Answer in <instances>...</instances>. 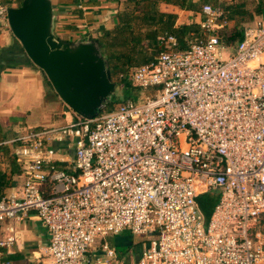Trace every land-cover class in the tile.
<instances>
[{
	"label": "built area",
	"instance_id": "built-area-1",
	"mask_svg": "<svg viewBox=\"0 0 264 264\" xmlns=\"http://www.w3.org/2000/svg\"><path fill=\"white\" fill-rule=\"evenodd\" d=\"M9 7L0 0L2 27ZM201 10L187 49L164 36L155 59L119 74L142 95L95 117L68 106L70 121L10 140L24 183L0 198V226L35 211L52 264H86L94 249L119 264L107 238L125 230L144 238L136 264H264V12L229 53L223 9Z\"/></svg>",
	"mask_w": 264,
	"mask_h": 264
},
{
	"label": "crops",
	"instance_id": "crops-1",
	"mask_svg": "<svg viewBox=\"0 0 264 264\" xmlns=\"http://www.w3.org/2000/svg\"><path fill=\"white\" fill-rule=\"evenodd\" d=\"M51 1L55 12V34L62 39L78 41L86 40L89 37L98 39L105 30L115 29L121 21L119 17L121 13L128 12V14L133 15L135 12L146 15L154 8L175 14L176 27L192 24L202 33L200 23L203 19L201 10L203 3L207 2L224 8L225 5L237 1L253 10V6L259 0H187L186 4L188 6L192 4V7H181L175 2L166 0H158L157 2L155 0ZM11 2L7 5L19 6V0H11ZM253 20L232 17L227 21L224 29L234 30L237 22H239V27H242L241 34H243L245 26ZM195 31L192 30L189 34H194ZM1 34L0 144L6 143L10 151L14 152L16 146L10 142L13 131H21L23 128L27 130L34 126L44 125V123L28 125L29 122L36 119L48 120L45 124H51L55 121L65 123L73 118V113L54 88L45 84V74L30 61L20 42L8 35V26L3 27ZM162 37L164 35L160 37V46L162 45L163 49ZM235 46L229 47L228 52L232 53ZM0 169H9V164L4 160L1 150ZM10 179L14 184L6 187L3 195L19 192L23 186V175L10 174ZM11 235H14L16 240L11 245L0 249V264H52V258L48 251L50 232L37 217L35 211L28 212L22 219L7 218L4 220L0 226V236L5 238ZM141 238L138 241L134 237L124 236L122 232L108 236L110 245L116 249L120 259L119 264H132L133 260L138 261L144 241V238ZM100 254L99 249L90 251L88 254L90 259L86 264H104V261H98Z\"/></svg>",
	"mask_w": 264,
	"mask_h": 264
},
{
	"label": "water",
	"instance_id": "water-1",
	"mask_svg": "<svg viewBox=\"0 0 264 264\" xmlns=\"http://www.w3.org/2000/svg\"><path fill=\"white\" fill-rule=\"evenodd\" d=\"M51 0H22L8 9L9 26L30 61L40 68L59 97L85 117H95L117 83L99 40L71 41L54 32Z\"/></svg>",
	"mask_w": 264,
	"mask_h": 264
},
{
	"label": "trees",
	"instance_id": "trees-1",
	"mask_svg": "<svg viewBox=\"0 0 264 264\" xmlns=\"http://www.w3.org/2000/svg\"><path fill=\"white\" fill-rule=\"evenodd\" d=\"M1 1L4 4L12 3L11 0ZM155 1L157 2L158 0ZM166 1H172V3L175 2L181 7H192V4L189 6L186 4L187 0ZM21 2L22 0H19V5ZM221 8L224 11L223 17L227 21L232 17H243V19L253 20L257 14L264 12V0H259L258 3L253 6V10H250V8L243 6L237 1ZM119 17L121 21L115 29L105 30L98 37L102 54L108 59L112 79L119 85L123 84L119 79V74L121 72H129L157 57L162 50V45L160 46L161 36L168 34L175 36L178 42L177 49H187L190 46L191 41L202 36V33L198 31V28L192 24L176 27V15L162 12L159 8L152 9V11L146 13V15L136 14L135 12L133 15H130L127 12L125 14L121 13ZM239 26L240 23L237 22V26L234 30L228 31L227 29H224L225 25L220 28V39L227 47L235 46L242 38V27ZM2 29L3 27L0 26V38L2 35ZM192 30H196L195 33L189 34ZM45 84L49 87H53L46 77ZM124 86L127 97H133L137 92V88H133L129 84H124ZM119 102L121 101H106L104 108L99 114L114 110ZM13 144L16 146V143ZM0 150L4 160L9 164L8 170L0 169L1 198L4 194L5 188L14 184L10 179V174L22 175L24 167L21 159L15 153V150L14 152H11L6 143L0 144ZM210 200L211 199L207 197V192L198 197L199 204L205 214L206 220L210 218L215 207V204L210 202Z\"/></svg>",
	"mask_w": 264,
	"mask_h": 264
},
{
	"label": "rangeland",
	"instance_id": "rangeland-1",
	"mask_svg": "<svg viewBox=\"0 0 264 264\" xmlns=\"http://www.w3.org/2000/svg\"><path fill=\"white\" fill-rule=\"evenodd\" d=\"M9 28V36L12 38V37H14L15 39H17L14 35H13V33H12V31H11V29H10V26L8 27ZM144 92L141 90V91H137L136 92V94L137 95H133V97L134 98H137V97H139L140 95H142ZM127 98V96H126V93H125V86H124V84H121V85H119V84H117L116 85V88H115V91L111 94V96H110V99L109 100H119V101H122V100H124V99H126ZM48 120H42V119H36V120H33V121H31V122H29L30 124H28V125H33V124H43L44 123V125H50L49 123H47V124H45V122H47ZM56 122V123H55ZM54 123H51V124H62V123H59V121H55ZM24 130H26V128H23L21 131H13L12 132V134H11V138H14V137H16L17 135H19L21 132H23ZM217 192L218 191H215V190H210V191H208L207 192V197H209L211 200H210V202H212L213 204H216V202H217V199H218V197H219V194H217ZM215 206V205H214ZM123 234H124V236H131V237H134V238H136V239H138V241H139V238H141V237H139V236H133L131 233H130V231L129 230H125L124 232H122ZM142 239V238H141ZM136 260H133L132 261V264H136V262H135Z\"/></svg>",
	"mask_w": 264,
	"mask_h": 264
}]
</instances>
